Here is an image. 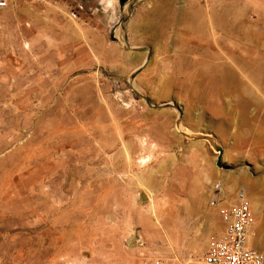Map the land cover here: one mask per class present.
Instances as JSON below:
<instances>
[{
	"label": "rangeland",
	"instance_id": "374dc122",
	"mask_svg": "<svg viewBox=\"0 0 264 264\" xmlns=\"http://www.w3.org/2000/svg\"><path fill=\"white\" fill-rule=\"evenodd\" d=\"M239 172L264 174V0L0 9V264H202Z\"/></svg>",
	"mask_w": 264,
	"mask_h": 264
},
{
	"label": "built area",
	"instance_id": "2783aa9c",
	"mask_svg": "<svg viewBox=\"0 0 264 264\" xmlns=\"http://www.w3.org/2000/svg\"><path fill=\"white\" fill-rule=\"evenodd\" d=\"M7 4L8 0H0V9ZM219 213L223 231L209 237L201 257L202 264H264V246L262 249L246 246L247 231L254 221V215L245 193L237 191L234 200L223 205ZM149 264L167 262L158 257Z\"/></svg>",
	"mask_w": 264,
	"mask_h": 264
},
{
	"label": "bare ground",
	"instance_id": "6f19581e",
	"mask_svg": "<svg viewBox=\"0 0 264 264\" xmlns=\"http://www.w3.org/2000/svg\"><path fill=\"white\" fill-rule=\"evenodd\" d=\"M83 130H84V128H83ZM120 139H121V143L124 147L126 159H128L129 163H130L133 160L131 161V155L129 153V147L125 144V141L123 140L122 137ZM75 142L76 141H74V143ZM140 144L144 147V145L141 142H140ZM148 159L149 158H147L146 156H139V157H137L136 161H137V163L144 165V164H146ZM113 167L116 169V171H118V174H119L120 170H118L115 165H113ZM126 176H128V175H126ZM139 177H141V176H139ZM139 181H140L139 183L141 186L147 188V192L149 194L150 208H151V210L153 209L155 211V204L156 203L154 201L155 200L154 190L152 188H148L146 186V184L143 182V180L139 179ZM221 182H223L225 185V187L224 186H223V188L221 187L222 188L221 199H226V197L228 196V191L230 189L232 190V185L234 183L239 182L241 184L240 185L241 188H239L238 191L241 190L245 193L247 199L249 200L252 212L256 215V220L249 226L248 231H247L246 246L252 247V246H249V242H250V244H252L254 246L252 248H255V249L262 248L264 246V197L262 196L264 194V174L258 179H252L246 173H242V172H239L237 174L233 173V174H229V175H224V178ZM219 186L220 185H218V187ZM202 197H204V195ZM208 211H210V210L208 209ZM210 216H211L210 217L211 220L209 221L208 225L206 226V230L204 229L202 232L203 238L206 236L205 231L215 229V226L213 227L212 225H213V221L215 220L216 217L214 218L211 213H210ZM156 221L159 222L158 219H156ZM202 244L203 243L200 240L197 243H195L194 248L196 250H199L201 248ZM176 263H178V261H176Z\"/></svg>",
	"mask_w": 264,
	"mask_h": 264
},
{
	"label": "water",
	"instance_id": "95a60500",
	"mask_svg": "<svg viewBox=\"0 0 264 264\" xmlns=\"http://www.w3.org/2000/svg\"><path fill=\"white\" fill-rule=\"evenodd\" d=\"M125 1L127 0H119V3L123 4ZM194 136L206 139L209 145L212 147V149L218 152V156H217V165H218L220 163V155L222 153V146L216 141V138L211 134H200V135H194Z\"/></svg>",
	"mask_w": 264,
	"mask_h": 264
}]
</instances>
